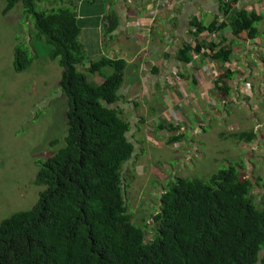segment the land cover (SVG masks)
<instances>
[{
	"label": "trees",
	"instance_id": "16d2710c",
	"mask_svg": "<svg viewBox=\"0 0 264 264\" xmlns=\"http://www.w3.org/2000/svg\"><path fill=\"white\" fill-rule=\"evenodd\" d=\"M224 1L229 13L240 0ZM19 3L34 22L36 40L49 45V58L62 69L59 86L69 105L63 144L38 163L36 182L44 189L37 203L0 222V264H264V205L254 201L253 182L237 166L208 181L178 179L161 195L153 225L149 217L134 220L123 172L135 144L130 122L114 107L126 63L103 59L85 69L88 57L71 10L7 0L3 13ZM254 20L239 12L229 21L240 34L253 31ZM217 30L214 22L208 28ZM34 56L18 45L14 70H27ZM108 67L114 73L105 74ZM94 74L104 80L88 81Z\"/></svg>",
	"mask_w": 264,
	"mask_h": 264
},
{
	"label": "crops",
	"instance_id": "0c3cea01",
	"mask_svg": "<svg viewBox=\"0 0 264 264\" xmlns=\"http://www.w3.org/2000/svg\"><path fill=\"white\" fill-rule=\"evenodd\" d=\"M224 5V0H37L40 10H71L88 57L85 69L103 59L126 63L114 107L130 122L128 137L146 141L154 125L159 139L187 143L181 148L191 161L196 141L209 128L219 137L234 136L238 151L247 154L236 159L237 166L246 158L254 163L264 158V0H240L229 13ZM239 12L254 15L253 31L234 32L229 20ZM192 22L205 30L197 31ZM213 22L218 30L211 33ZM100 77L95 82L104 80ZM171 107L181 108L177 122L165 114ZM140 108L142 118L136 114Z\"/></svg>",
	"mask_w": 264,
	"mask_h": 264
},
{
	"label": "rangeland",
	"instance_id": "374dc122",
	"mask_svg": "<svg viewBox=\"0 0 264 264\" xmlns=\"http://www.w3.org/2000/svg\"><path fill=\"white\" fill-rule=\"evenodd\" d=\"M6 4L7 0H0V222L37 203L44 189L36 182L38 163L51 158L63 144L69 105L59 86L61 68L49 58V45L36 40L34 22L27 17L23 5L4 14ZM20 44L26 45L35 56L32 65L18 73L14 70V61L15 48ZM111 70L106 69L105 74L110 75ZM96 77L98 74L88 75L87 79L95 81ZM177 110L166 108L165 114L177 122L174 115L181 108ZM142 112V108L137 109L139 118ZM153 116L145 119L148 125H152L148 121ZM148 129L143 142L137 140L138 134L129 135L136 144V152L123 172L126 197H130L137 222L149 217L148 223L154 224L151 217L158 212L161 195L177 178L207 180L216 172L236 166L237 158L241 161L247 156L238 151L233 135L219 137L210 134L213 131L207 128L209 133L196 141L197 153L192 152V160L185 161L181 147L187 143L169 144L154 133V125ZM254 160L246 158L237 166L242 176L253 182L254 201L264 205V158L256 163Z\"/></svg>",
	"mask_w": 264,
	"mask_h": 264
}]
</instances>
